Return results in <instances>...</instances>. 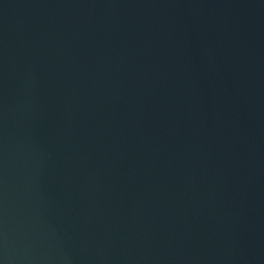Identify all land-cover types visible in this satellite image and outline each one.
Segmentation results:
<instances>
[{
    "label": "water",
    "instance_id": "95a60500",
    "mask_svg": "<svg viewBox=\"0 0 264 264\" xmlns=\"http://www.w3.org/2000/svg\"><path fill=\"white\" fill-rule=\"evenodd\" d=\"M0 264H264V0H0Z\"/></svg>",
    "mask_w": 264,
    "mask_h": 264
}]
</instances>
